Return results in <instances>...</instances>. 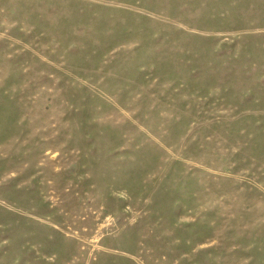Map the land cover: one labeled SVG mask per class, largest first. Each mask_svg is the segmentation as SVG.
I'll list each match as a JSON object with an SVG mask.
<instances>
[{
    "label": "rangeland",
    "instance_id": "obj_1",
    "mask_svg": "<svg viewBox=\"0 0 264 264\" xmlns=\"http://www.w3.org/2000/svg\"><path fill=\"white\" fill-rule=\"evenodd\" d=\"M0 264H264V0H0Z\"/></svg>",
    "mask_w": 264,
    "mask_h": 264
}]
</instances>
